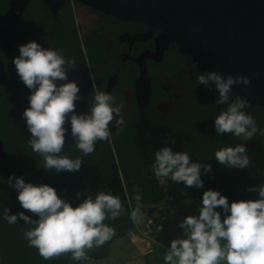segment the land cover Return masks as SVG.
Returning a JSON list of instances; mask_svg holds the SVG:
<instances>
[{"label":"flooded vegetation","instance_id":"obj_1","mask_svg":"<svg viewBox=\"0 0 264 264\" xmlns=\"http://www.w3.org/2000/svg\"><path fill=\"white\" fill-rule=\"evenodd\" d=\"M0 22L9 34L8 44L0 53V139L8 159L24 161L38 155L28 144L31 133L23 118L31 90L20 80L13 63L19 47L30 41L76 61L68 70L67 81H57L78 84L81 99L75 102L76 114L89 112L93 90L106 92L115 97V103L124 105V124L119 128L113 121L110 140L98 141L96 150L87 156L74 147L70 119L66 123L62 155L83 160L76 171L79 174L85 172L92 157L99 158L111 150L122 178L129 179L133 189H141L146 198L163 197L161 205L176 197L167 196L173 182L169 181L165 190L151 171L157 151L170 147L173 152L187 151L191 156L194 139H199V153L215 155L222 147L240 144L242 138L235 141L218 134L212 124L227 104H216L219 93L214 85L197 83V77L207 71L201 70L177 43L160 44V30L153 31L143 22L123 21L75 0H0ZM147 89L149 96L144 102ZM234 98L231 92L229 102ZM257 107L247 103L243 111L249 113ZM256 139L252 146L261 162L263 137L259 133ZM76 172H61L63 182L75 184Z\"/></svg>","mask_w":264,"mask_h":264},{"label":"clouds","instance_id":"obj_2","mask_svg":"<svg viewBox=\"0 0 264 264\" xmlns=\"http://www.w3.org/2000/svg\"><path fill=\"white\" fill-rule=\"evenodd\" d=\"M13 63L20 80L31 90L29 107L23 112L31 133L28 144L42 157L46 170L60 173L81 168L80 157L62 155L68 131L65 125L69 119L74 147L85 156L96 150L98 141L110 140L109 125L113 121L119 128L124 124V105L115 103V97L103 91L93 90L89 112L76 114L75 102L81 99L78 84L74 81L57 84V81H67L68 70L75 67L76 61L65 59L60 51L42 48L36 41H30L19 47V55ZM197 83L214 85L219 93L216 104H227L214 120L218 134L231 133L245 141L258 132L264 135L253 117L243 111L247 100L236 96L229 102L233 86L242 84L247 88L251 83L248 77L230 74L225 77L212 71L201 73ZM215 159L233 168H246L250 164L243 144L220 148L215 152ZM202 167L205 172L211 171L209 164L191 162L187 151L173 152L170 147H163L155 153L151 171L165 190L169 181L201 188ZM8 184L18 191L21 207L38 219L24 212L10 214L7 208L4 219L15 224L19 217L30 226L25 229L24 237L28 246L37 249L45 260L66 254L75 261L85 260L89 251L102 248L116 235L115 228L105 221L116 220L124 207L111 193L100 191L95 198L88 195L73 207L48 184L26 183L22 177L14 175L9 177ZM249 191H258L260 198L229 204L227 197L218 191H205L199 216L189 215L181 222L186 238L171 241L164 257L166 264H264V185ZM134 199L137 207L132 210L130 219L135 224L142 216L141 196L137 194ZM217 208L224 211L223 219Z\"/></svg>","mask_w":264,"mask_h":264},{"label":"trees","instance_id":"obj_3","mask_svg":"<svg viewBox=\"0 0 264 264\" xmlns=\"http://www.w3.org/2000/svg\"><path fill=\"white\" fill-rule=\"evenodd\" d=\"M245 113L253 117L259 129L264 128V108H252L251 112L248 113L246 110ZM215 118L212 119L213 125H215ZM225 134L227 137L229 135V137L235 138L236 141V137L231 133ZM256 135H259V132ZM256 135L249 141L240 139V144L245 146L246 143L250 146V148L245 146L250 161L249 166L246 168L221 165L215 159V155L202 151L199 153L198 145L201 143L199 146L202 148V142L199 139H194V150L190 156L191 162L201 163L202 165L209 164L211 165V171L205 172L204 168H201V179L203 181V187L201 188L187 187L183 182L171 183L170 189L172 190L167 193L168 198L181 197L185 199V197H190L199 201L202 206L203 193L211 189L227 197L229 204L233 201L259 199L258 191H249L250 188L258 189L260 185H264V150L260 158L261 162H259L258 153L254 151L252 146ZM261 136L264 144V136ZM237 144L238 142L235 146ZM207 145L208 142L204 147ZM9 160L11 166H0V264H87V261L105 260L110 256L116 241L127 237L130 232L137 229L138 223L134 224L130 219L132 210L137 207V201L134 197L137 194L141 196L139 202L141 212L149 210L153 206H158L163 201V197L153 200L144 197L141 189L134 190L130 180L122 178L111 150L101 155V157L99 156V158L92 157L85 172L81 174L76 172L73 177L75 184L71 183L70 185L63 182L61 172L56 173L55 170H46L42 166L43 160L39 155L28 156L24 161H19L10 156ZM13 175L22 177L26 183L34 185L48 184L54 187L59 197L72 204L73 207L82 203L88 195L95 198L100 191L117 196L122 202L124 211L116 220L105 221L106 224L115 228L116 235L102 248H94L89 251L87 259L82 261L73 260L70 254L61 255L51 260L43 259L38 254L37 249L28 246V242L24 237L25 229L30 226H27L19 217L15 224H9L4 219L6 208L9 209L10 214L24 212L32 219H38V217L33 216L21 207L17 199L18 191L8 184L9 177ZM216 210L223 211L221 208ZM221 218L223 219L224 216H221ZM158 246H155L156 252L153 255L156 257L158 264H166L164 257L169 250ZM147 263L152 264L149 258Z\"/></svg>","mask_w":264,"mask_h":264},{"label":"water","instance_id":"obj_4","mask_svg":"<svg viewBox=\"0 0 264 264\" xmlns=\"http://www.w3.org/2000/svg\"><path fill=\"white\" fill-rule=\"evenodd\" d=\"M75 1L123 21L143 22L153 31L160 30V44L177 43L201 70L248 77L250 85L233 86L232 94L264 107V0ZM8 41L9 34L0 22V53ZM144 93L142 100L147 102L149 90ZM1 165L11 166V162L0 139ZM150 260L158 264L154 255Z\"/></svg>","mask_w":264,"mask_h":264},{"label":"rangeland","instance_id":"obj_5","mask_svg":"<svg viewBox=\"0 0 264 264\" xmlns=\"http://www.w3.org/2000/svg\"><path fill=\"white\" fill-rule=\"evenodd\" d=\"M200 207L199 201L180 197L143 210L137 229L116 241L107 259L98 262L87 261V264H148V258L156 252L155 246L170 250L172 240L186 238L180 224L189 215L199 216ZM216 211L220 212L221 216L225 215L224 211Z\"/></svg>","mask_w":264,"mask_h":264}]
</instances>
